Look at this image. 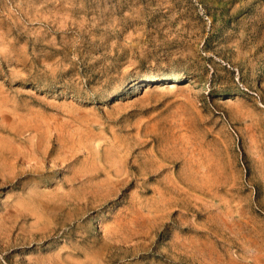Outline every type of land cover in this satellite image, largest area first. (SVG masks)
Wrapping results in <instances>:
<instances>
[{"label": "rangeland", "instance_id": "rangeland-1", "mask_svg": "<svg viewBox=\"0 0 264 264\" xmlns=\"http://www.w3.org/2000/svg\"><path fill=\"white\" fill-rule=\"evenodd\" d=\"M0 264H264V0H0Z\"/></svg>", "mask_w": 264, "mask_h": 264}, {"label": "bare ground", "instance_id": "bare-ground-1", "mask_svg": "<svg viewBox=\"0 0 264 264\" xmlns=\"http://www.w3.org/2000/svg\"><path fill=\"white\" fill-rule=\"evenodd\" d=\"M87 130V129H86ZM96 133V132H95ZM20 137V136H19ZM46 144H48V142L46 143ZM40 145V144H39ZM45 145V144H44ZM50 145V144H49ZM27 149V148H26ZM39 152V151H38ZM39 154H41V152L39 153ZM20 155V154H19ZM34 155V154H33ZM38 155V154H37ZM48 156V155H47ZM16 157V156H15ZM23 158V157H22ZM88 158V157H87ZM25 160V159H24ZM41 160V159H40ZM28 163H29V161H28ZM42 164V163H41ZM27 167H29V166H27ZM27 169V168H26ZM66 184V183H65ZM65 200V199H64ZM70 200V199H69ZM66 201H68V200H66ZM71 202V201H70ZM86 203V202H85ZM65 207V206H64ZM61 219V218H60ZM64 220V219H63ZM77 220V219H76ZM18 221V220H17ZM14 222V221H13ZM72 223V222H71ZM14 225H16V224H14ZM13 227V226H12ZM51 228H52V226H51ZM47 229V228H46ZM46 229H45V231H46ZM53 229V228H52ZM59 229V228H58ZM51 230V229H50ZM54 230V229H53ZM43 231V230H42ZM47 231H49V230H47ZM32 232H34V231H32ZM31 232V233H32ZM53 233V232H52ZM34 234H36V232L34 233ZM32 235V234H31ZM4 236V235H3ZM6 237V236H5ZM36 237V236H35ZM39 238H40V236H39ZM32 239V238H31ZM34 239V238H33ZM33 239H32V241H33ZM36 239V238H35ZM45 239V238H44ZM46 239H48V238H46ZM41 240V239H40Z\"/></svg>", "mask_w": 264, "mask_h": 264}]
</instances>
